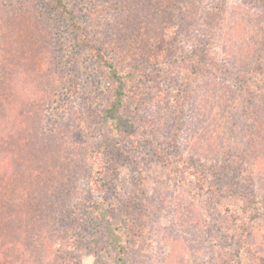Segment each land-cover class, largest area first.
Wrapping results in <instances>:
<instances>
[{"label":"rangeland","instance_id":"obj_1","mask_svg":"<svg viewBox=\"0 0 264 264\" xmlns=\"http://www.w3.org/2000/svg\"><path fill=\"white\" fill-rule=\"evenodd\" d=\"M261 2L67 0L81 23H99L93 39L108 43L116 67L119 50L151 65L117 115L136 132L115 140L108 69L78 50L51 0H0V201L10 198L19 239L43 236L22 243L15 264H258L264 86L248 85L253 108L242 118L237 88L245 44L264 53ZM95 151L105 161L101 214L88 190ZM217 160L227 165L211 179L222 176L250 235L188 174V165L211 173Z\"/></svg>","mask_w":264,"mask_h":264},{"label":"trees","instance_id":"obj_2","mask_svg":"<svg viewBox=\"0 0 264 264\" xmlns=\"http://www.w3.org/2000/svg\"><path fill=\"white\" fill-rule=\"evenodd\" d=\"M114 1L116 2L117 0ZM51 2L53 7L58 12L59 17L63 19L69 28L70 34L74 38V42L77 45L78 50L88 51L93 56L94 60H96L101 66L106 67L110 72L114 92L112 95L113 99L106 111L109 116L113 118L117 117L120 108L123 106L125 94L127 91L132 90L134 81L139 78L149 76L150 73L153 74L151 65H145L143 62H140L136 53L131 54L129 52V55L123 57V50H119V56L123 64L121 67H116L106 56L108 43L97 44V42L93 39V34L99 33L101 30L99 23L91 19L85 24L81 23L78 19V14L68 5L67 0H51ZM262 4L264 5V3ZM93 8H95V6ZM107 11H109L108 8L106 9V12ZM14 42L15 41L12 43ZM119 42L121 41H116L115 44ZM245 45L246 49L243 50L244 52L242 51L239 56V58L242 57L239 67L241 66L240 71H242L241 78L243 81L239 84L237 92L240 93L241 91H244L243 93L247 98L246 100H243L244 103L241 105L242 113L239 116L240 118L244 117L248 112H251V109L253 108L252 97H248V94L252 95L248 85L252 82H257L258 84L261 82L263 85L259 84V86H264V53L256 51L255 48L248 43ZM129 46L130 45L128 43V47ZM132 47L133 45L129 48ZM119 48L122 49L121 45ZM261 48L262 47H260V49ZM250 50H253L254 53L253 51L250 52ZM262 106H264V102L262 103ZM240 118L234 124L235 127L233 126V132L241 128L240 125L242 122ZM262 126L264 127V124H262ZM229 130L230 128L228 129V132ZM135 132L136 131H134L131 120L127 115H121L119 118L117 117L116 123L113 126L115 140H119L122 136H130ZM231 148L234 149L233 147ZM98 150L100 149L98 148ZM102 155L103 154L100 151L94 152L92 157V168L88 174V190L93 198H95L94 209L98 211L99 214L103 213V207H105L103 202L104 189L101 181V177L104 173L105 161H103ZM231 162H234V160ZM226 165L227 164L225 162L217 160V162L212 165V168H210L212 170L211 173L207 171L208 169L201 170L196 167L191 168L189 165L186 168H188L187 171L189 176L195 180L197 188L200 190H208L213 193L217 202H219L220 206L227 214V218H229L230 222L242 231L248 230L250 235L251 232L250 229H248V226H246L244 222H242L232 211H230L229 202L225 201L227 196H230L232 192L228 191V185L224 184V179L221 176L222 172L219 170L222 166ZM214 173H220L221 175L219 174V177L212 180L211 178ZM31 199L37 200L35 197H32ZM8 201H10V198L8 197H2V200L0 201V218H2L0 220V264H15L16 259H14V257L17 253L16 250H18V254L20 255L22 248L20 245H22V243L25 244L28 241L33 242L35 238H43V236L30 230L27 233H23V238L19 239L18 235L21 233L20 228H13L10 226L11 222L9 218H11V216L5 213V211H9L7 209L9 207L7 205ZM12 229L16 230L15 235H12ZM25 234H27V236H25ZM245 237L249 239L247 236ZM111 239L119 248V252H125V246L119 241V236H116L115 232L111 233ZM245 243L249 244V240H245ZM250 247L258 248L257 250H252L251 253L255 256L258 264H264V248L260 250L261 247L253 242V239L251 238Z\"/></svg>","mask_w":264,"mask_h":264}]
</instances>
